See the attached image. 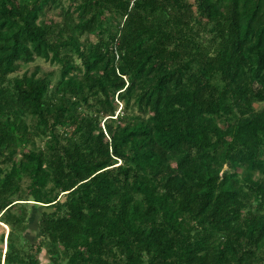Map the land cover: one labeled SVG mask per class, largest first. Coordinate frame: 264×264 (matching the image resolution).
<instances>
[{"label":"trees","instance_id":"obj_1","mask_svg":"<svg viewBox=\"0 0 264 264\" xmlns=\"http://www.w3.org/2000/svg\"><path fill=\"white\" fill-rule=\"evenodd\" d=\"M0 223V264H264V0H0Z\"/></svg>","mask_w":264,"mask_h":264},{"label":"rangeland","instance_id":"obj_2","mask_svg":"<svg viewBox=\"0 0 264 264\" xmlns=\"http://www.w3.org/2000/svg\"><path fill=\"white\" fill-rule=\"evenodd\" d=\"M67 4H68V0H65V5H67ZM55 18H58V17H55ZM37 64L40 65L43 70H51L55 67L54 65H51L50 63H48V61L37 58L36 61H34L33 63L27 64V65H22L19 69V73L24 72L26 70H31ZM43 210H49V209H46L43 207L35 208L31 214V223L26 230L25 236L32 242H37V240H38V238H37L38 232L36 230L35 222H36L37 218L39 217L40 212ZM2 225L0 224V248H1L2 253H3L6 249V240L4 239L2 242L1 236L4 235V237H6L7 233L4 229L5 227H3ZM39 259L41 262L40 264H45L47 262L48 256H47L45 250H42V252L39 254Z\"/></svg>","mask_w":264,"mask_h":264},{"label":"crops","instance_id":"obj_3","mask_svg":"<svg viewBox=\"0 0 264 264\" xmlns=\"http://www.w3.org/2000/svg\"><path fill=\"white\" fill-rule=\"evenodd\" d=\"M4 227V226H3ZM6 230V228H4Z\"/></svg>","mask_w":264,"mask_h":264},{"label":"water","instance_id":"obj_4","mask_svg":"<svg viewBox=\"0 0 264 264\" xmlns=\"http://www.w3.org/2000/svg\"><path fill=\"white\" fill-rule=\"evenodd\" d=\"M0 224H2V223H0Z\"/></svg>","mask_w":264,"mask_h":264}]
</instances>
